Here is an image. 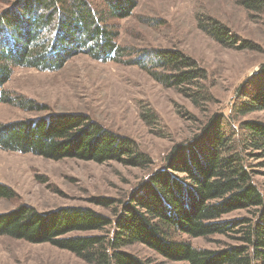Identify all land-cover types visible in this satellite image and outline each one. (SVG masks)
Segmentation results:
<instances>
[{
	"label": "trees",
	"instance_id": "1",
	"mask_svg": "<svg viewBox=\"0 0 264 264\" xmlns=\"http://www.w3.org/2000/svg\"><path fill=\"white\" fill-rule=\"evenodd\" d=\"M137 0H15L0 13V104L25 112L46 107L5 89L16 68L57 72L69 59L85 54L99 62L135 65L164 87L177 90L198 108L208 103L206 71L173 49L125 57L117 45L119 32L111 20H123ZM248 10H262L264 0H242ZM198 29L225 47L254 51L248 42L228 37L212 18ZM150 62V66L146 64ZM203 90L199 92L198 90ZM239 88L228 114L221 112L188 140L171 147L160 169H154L125 201L94 197L92 205L110 210L65 207L41 213L20 205L0 213V237L30 244H49L87 264H147L122 251L141 244L172 262L187 264H264V194L255 177L264 176V123L239 121L264 111V85L251 94ZM152 117V116H150ZM0 150L32 154L45 160L75 159L146 169L150 158L126 136L105 129L82 112H56L35 119L0 123ZM14 193L0 184V199ZM253 218H222L236 211ZM98 232L102 235H86ZM234 235L233 245L196 249L177 241Z\"/></svg>",
	"mask_w": 264,
	"mask_h": 264
},
{
	"label": "rangeland",
	"instance_id": "2",
	"mask_svg": "<svg viewBox=\"0 0 264 264\" xmlns=\"http://www.w3.org/2000/svg\"><path fill=\"white\" fill-rule=\"evenodd\" d=\"M15 0H0V13ZM242 0H137V8L117 25V45L125 57L160 49L181 51L206 71L205 93L209 102L196 108L190 99L173 88L164 87L135 65L99 62L79 54L57 72L16 68L5 89L15 96L46 107L42 113L25 112L0 104V123L35 119L56 112H82L105 129L130 138L151 165L146 169L122 166L117 162L97 164L75 159L45 160L32 154L0 150V184L13 193L0 199V213L20 205L45 213L65 207H84L111 215L95 207L94 197L125 201L164 159L175 144L196 134L210 116L228 114L239 88L248 94L264 85V8L248 10ZM212 18L226 27L234 46L248 42L254 51L225 47L197 27L198 20ZM146 64L150 66L148 61ZM200 93L203 90H198ZM202 94V93H201ZM152 116V117H150ZM239 121L264 123V111L240 117ZM264 170H260L263 172ZM255 180L264 194V176ZM253 218L240 210L223 220ZM98 232L86 233L96 235ZM99 235H102L101 233ZM234 235L174 239L196 249L217 250L233 245ZM147 264H187L168 261L141 244L122 249ZM0 264H87L73 254L49 244H30L0 237Z\"/></svg>",
	"mask_w": 264,
	"mask_h": 264
}]
</instances>
